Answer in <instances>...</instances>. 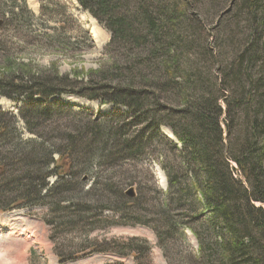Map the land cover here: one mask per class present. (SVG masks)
<instances>
[{
	"label": "trees",
	"instance_id": "1",
	"mask_svg": "<svg viewBox=\"0 0 264 264\" xmlns=\"http://www.w3.org/2000/svg\"><path fill=\"white\" fill-rule=\"evenodd\" d=\"M76 2L110 32L108 49L118 45L132 64L126 77L118 74L119 63L99 68L97 81L79 83L88 92L81 94L72 93L69 80L55 74L0 79V98L25 99L20 118L42 139L0 153L5 183L0 212L52 200L61 210L77 209L74 217L57 223L58 228L72 226L83 210L63 196L72 192L77 168L78 174L93 173L97 164L113 169L164 147L181 160L183 171L176 173L171 161L162 167L172 188L163 206L169 212L139 223L155 225L167 264H264V0ZM63 94L113 106L115 112L99 122L81 115L82 127L58 124L53 129L54 116L69 111L47 102ZM36 97L43 103L33 101ZM12 120L0 111V141L18 136ZM130 128H138L132 138ZM162 128L177 144L162 135ZM50 135L58 143L46 147ZM51 177L57 180L48 187ZM108 187L125 208L123 191ZM199 209L197 216L182 213ZM52 213L56 220L57 211ZM186 232L197 242L196 257L188 253ZM175 235L185 241V255L176 250ZM133 248L125 250L134 253Z\"/></svg>",
	"mask_w": 264,
	"mask_h": 264
},
{
	"label": "rangeland",
	"instance_id": "2",
	"mask_svg": "<svg viewBox=\"0 0 264 264\" xmlns=\"http://www.w3.org/2000/svg\"><path fill=\"white\" fill-rule=\"evenodd\" d=\"M94 28L98 37L91 34ZM110 39V32L84 11L76 0H0V79L13 75L40 78L55 74L69 80L72 93H88L80 89L79 83L97 81L99 68L109 70L111 64L119 63L123 70L118 74L128 75L132 57L126 58L125 51L118 45L108 49ZM40 100L36 97L33 101ZM47 103L56 109L69 111V114L54 116L56 123L51 125L53 129L58 124L82 127L85 119L79 117L81 115L102 121L115 112L113 106L98 107L97 103L76 94L54 96ZM26 106L27 101L23 98L18 101L0 98V111L6 113V118L14 117L15 120L10 121L11 127L18 134L17 137L9 134L0 141V153L4 154L12 145L24 148L26 143L32 142V146L34 142L42 141L36 134L28 132L20 118L19 112ZM47 126L49 124L44 125ZM137 130L130 128L131 138ZM161 132L177 144L170 130L162 128ZM52 137L49 136L46 147L58 143ZM170 154L163 147L162 150L129 158L126 163H117L113 169L109 165L97 164L93 173L78 174L77 168L76 176L72 178L75 180L71 185L72 192L63 196L65 203L78 205L83 210L78 211L76 215L81 219L72 226L58 228L57 223L62 220L65 223L74 217L77 209L61 210V206L58 208L52 200L29 208L0 212V264H167L158 248L155 225L140 223L158 219L157 214L162 215V211L169 212V209L163 210V206L165 199L172 196V188L162 167L172 162L173 167L179 169L176 173L183 171L181 160ZM234 177L238 176L234 173ZM56 180V177L49 178L46 182L48 187ZM4 184L0 176V189H5ZM107 184L123 191L125 208ZM129 190L134 191L135 197L127 196ZM176 194L175 197H179ZM169 208L175 210L174 204ZM52 210L57 211L56 220ZM202 210L196 214L182 213L197 216ZM208 217L205 215L202 219ZM184 235L190 242L188 253H194L196 257V240L187 232ZM173 239L176 240V250L185 255V241L177 235ZM132 245L134 253L125 250ZM89 249H94V252L84 256L83 253ZM122 249L126 255H116ZM173 264L177 262L173 261Z\"/></svg>",
	"mask_w": 264,
	"mask_h": 264
},
{
	"label": "water",
	"instance_id": "3",
	"mask_svg": "<svg viewBox=\"0 0 264 264\" xmlns=\"http://www.w3.org/2000/svg\"><path fill=\"white\" fill-rule=\"evenodd\" d=\"M127 196L130 197V198L135 197L134 191H133V190H129V191L127 192Z\"/></svg>",
	"mask_w": 264,
	"mask_h": 264
},
{
	"label": "bare ground",
	"instance_id": "4",
	"mask_svg": "<svg viewBox=\"0 0 264 264\" xmlns=\"http://www.w3.org/2000/svg\"><path fill=\"white\" fill-rule=\"evenodd\" d=\"M91 34H92V36H94V37H98V36H99V35L97 34L95 28H94V30L92 29ZM169 137H172V136L170 135Z\"/></svg>",
	"mask_w": 264,
	"mask_h": 264
}]
</instances>
